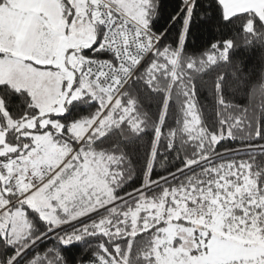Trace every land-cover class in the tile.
Returning a JSON list of instances; mask_svg holds the SVG:
<instances>
[{
	"label": "snow or ice",
	"instance_id": "obj_1",
	"mask_svg": "<svg viewBox=\"0 0 264 264\" xmlns=\"http://www.w3.org/2000/svg\"><path fill=\"white\" fill-rule=\"evenodd\" d=\"M0 264H264V0H0Z\"/></svg>",
	"mask_w": 264,
	"mask_h": 264
},
{
	"label": "trees",
	"instance_id": "obj_2",
	"mask_svg": "<svg viewBox=\"0 0 264 264\" xmlns=\"http://www.w3.org/2000/svg\"><path fill=\"white\" fill-rule=\"evenodd\" d=\"M230 26H223L218 22H213L210 25H205L195 31V35L191 39V44L194 48L202 49L208 46L209 41L220 40L222 38H231ZM242 61L248 73L258 77L261 69V51L259 49H251L241 51L237 57ZM224 72L229 69H223ZM204 103H207L205 100ZM77 255L83 251V248L74 250Z\"/></svg>",
	"mask_w": 264,
	"mask_h": 264
}]
</instances>
